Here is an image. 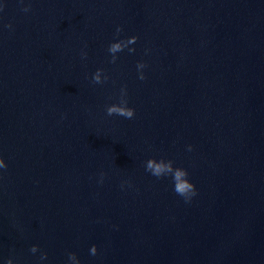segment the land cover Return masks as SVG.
<instances>
[{"label":"water","instance_id":"obj_1","mask_svg":"<svg viewBox=\"0 0 264 264\" xmlns=\"http://www.w3.org/2000/svg\"><path fill=\"white\" fill-rule=\"evenodd\" d=\"M0 159V264H264V0H0Z\"/></svg>","mask_w":264,"mask_h":264},{"label":"clouds","instance_id":"obj_2","mask_svg":"<svg viewBox=\"0 0 264 264\" xmlns=\"http://www.w3.org/2000/svg\"><path fill=\"white\" fill-rule=\"evenodd\" d=\"M24 11H28V8H24ZM6 27H11V25H6ZM121 29L117 27L116 33L119 34ZM137 37L132 36L127 39V43H134L136 41ZM126 47V44H121V43H111L108 47V52L112 54V60L111 62H115L116 56L114 55L117 52L123 51V49ZM129 52L134 51V49L129 48ZM145 65L143 63H138L137 68H143ZM99 71L100 69H97L96 75L93 76V81L95 83H100V78H99ZM140 79H144L143 74L140 75ZM107 79V78H106ZM122 92L125 93L126 91L124 88L121 89ZM122 104L124 106H119L116 104H113L111 107L107 108V114L109 116L116 114L119 116H123L125 118H132L134 115V110L132 108L127 107V100H123ZM189 150H191V146H189ZM0 168H6V165L3 161V159H0ZM146 171H149L153 176L160 178L162 176H168L171 175L172 181L174 184V191L185 198V200H189L191 196L195 195V189L194 185L189 182L187 179L188 173L185 169L180 168V167H173V162L169 160L167 163L161 161L160 163L154 162L153 159H149L147 166L145 167ZM101 176H103V173H101ZM36 246H32L31 251L35 252ZM91 254L95 255L96 253V247L92 246L90 250ZM46 254H44L45 258ZM76 255L74 253H69L68 254V259H75ZM7 264H12L11 259L7 261Z\"/></svg>","mask_w":264,"mask_h":264}]
</instances>
